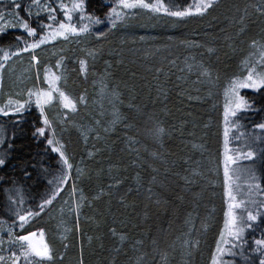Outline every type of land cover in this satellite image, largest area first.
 Segmentation results:
<instances>
[{
  "label": "trees",
  "instance_id": "obj_1",
  "mask_svg": "<svg viewBox=\"0 0 264 264\" xmlns=\"http://www.w3.org/2000/svg\"><path fill=\"white\" fill-rule=\"evenodd\" d=\"M18 2L26 7L31 0ZM163 2L170 11L194 4V0ZM84 3L85 15L104 22L116 0ZM11 6L12 2L0 0V11ZM261 9L264 1L257 6L255 0H217L202 15L164 13L162 20L147 9H134L132 22L99 40L90 38L88 50L97 53L92 65L100 79L119 94L120 121L101 136L99 156L93 158L87 157L89 150L79 131L70 128L61 134L73 169L60 194L41 211L54 190L49 181L62 167L58 153L47 144L51 129L43 124L44 116L34 102L22 113L0 114L5 134L0 154L6 160L0 166V222L14 225L17 235L43 231L53 249V260L44 264H80L81 260L83 264H163L165 257L173 255L171 247L182 244L183 234L193 245L185 251L177 248L174 256L187 252V264H208L226 206L219 172L222 91L230 77L243 74L239 66L244 53L264 34ZM37 11L32 8L33 13ZM20 15L29 19L23 8ZM58 16L62 18L59 12ZM41 22L49 23L46 13L30 20L43 35ZM73 22H78V16ZM17 36L32 41L24 30L8 29L0 34V48L15 44ZM190 59L210 72L207 82L211 88L206 90V85L196 84L182 71ZM91 72L84 79L76 66L67 84L75 93L86 92ZM241 96L251 107L238 115L240 131L261 136L253 148V162L264 188V130L256 127L264 123V89H245ZM42 127L43 136L37 133ZM82 161L85 167L78 176L76 169ZM74 176L86 199L84 207L80 203L79 224L74 214L65 220L68 233L62 239L59 226L64 219L58 216L59 208L71 192ZM28 211L38 214L21 228L17 212L25 215ZM259 212L260 218L248 233L249 246L244 252L248 264H259L264 258L255 251V241L264 239V210L259 208Z\"/></svg>",
  "mask_w": 264,
  "mask_h": 264
},
{
  "label": "rangeland",
  "instance_id": "obj_2",
  "mask_svg": "<svg viewBox=\"0 0 264 264\" xmlns=\"http://www.w3.org/2000/svg\"><path fill=\"white\" fill-rule=\"evenodd\" d=\"M65 1V0H63ZM217 0H214L216 2ZM257 6L264 1V0H255ZM4 3L12 2V0H3ZM46 2V0H41V3ZM59 2V0L57 1ZM73 0H66L65 3L71 5ZM35 8V7H34ZM38 8H35L37 10ZM138 10H141L138 8ZM148 10V9H147ZM258 10V8H257ZM7 12V11H6ZM148 13L154 17H157L156 20H162V16L166 17L164 14L165 12H152L148 10ZM136 16V12L134 9L127 10V16L123 21H118L117 26L115 28L111 27L110 22L106 19V21L100 24L94 25L92 30L89 33H83L79 36L69 37V39L65 40L63 38H58L55 41H51L47 44L41 45L39 49H36L34 54L39 59V64L36 65L31 62L32 52H27L26 54H20L18 57H12L10 61L7 62L6 66L2 70L3 82L0 84V106H4L7 99L11 96L13 99H27V90L36 88H43L45 90L48 89V83L44 79L45 69H49L51 72H54L56 75L61 76L62 79L57 82V86L60 88L61 91H64L68 94L73 101L76 102V111L72 112L70 109H64L62 104L59 101V97L57 94H54L55 99L53 100L52 104L45 106V115L48 117L50 121H52V127L56 129V138L62 141L61 134L67 131L70 128H74L79 131L82 135L83 141L87 146L89 152H87L88 158H93L98 155L100 151L98 148V142H100L101 136L112 129V126L117 124L120 121V107H119V94L114 92L112 88L108 86V84L101 80L99 77L98 69L95 68L92 64L97 60V53L93 55H89L91 52L88 50V40L90 38H94L95 40H99L104 38L109 32L116 30L121 25H127V23L132 22ZM159 16V17H158ZM76 16H74V19ZM11 19V17H9ZM98 27V28H97ZM18 29V28H14ZM22 30V29H21ZM99 33H104L105 35L99 36ZM28 37V36H27ZM30 38V37H28ZM256 47H253L251 44L252 49L248 52H245L246 58H250V54H255V58L259 56V48L261 45H264V34L260 36V39H256ZM63 57L64 60L59 68L55 67L57 60ZM71 58V59H70ZM84 60L86 61V71H81L79 61ZM189 60V59H188ZM76 66L79 68V74L85 79L87 75H89L91 69H93L94 73L91 72L92 79L91 83L88 85V89L86 92L84 91H74L72 85H68L67 81L70 76V71H74ZM240 72H242V63L240 62ZM6 69V71H5ZM181 69L189 73L193 79H195L196 84L198 85H206V90L211 85L208 84L211 74L207 71L205 74V70L202 63L195 60L190 59V62L185 63ZM97 72V74H95ZM183 74V73H181ZM243 75H246V72H243L242 75L239 77L242 79ZM233 76L226 82L224 85L222 96H221V115H220V127H221V140L219 142V172L222 173V185L225 190V199H226V206H225V213L228 211L229 203L232 201L226 195V184H225V177H224V130H225V120H224V105L226 103L225 99V89L228 87L229 82L233 79ZM195 85V83H194ZM211 88V87H210ZM242 90L240 89L239 94L241 95ZM253 90V89H250ZM89 91V93H88ZM17 93H22V95L18 96ZM83 96L85 99L84 101H80L79 97ZM35 98H33V101ZM35 103V102H34ZM237 117L230 118L228 123L229 128V148L230 149H239L240 152L246 154L249 150L255 152L253 148L257 146V144L261 141V136L257 134L250 133L248 134L247 131H240L242 124ZM61 121L63 123L61 124ZM235 123V127L233 124ZM48 128H46L47 130ZM52 132V131H51ZM60 133V134H59ZM4 131L0 127V140L3 141L4 139ZM239 137V140H237ZM255 138V139H254ZM258 147V146H257ZM91 153L92 155H89ZM231 155L236 156L237 153L235 151L230 152ZM99 156V155H98ZM1 157V154H0ZM244 159L239 158L237 159L236 164L230 166L231 169H235V172H231V184H232V191L233 195L236 196V202L241 200L248 201V209L256 214V211L261 208L264 210V207L258 206L264 202V188L262 185V181L260 179V175L256 171V164L253 162V159ZM84 161L80 163L79 169L81 170L80 173L84 170ZM215 170V169H214ZM254 173L257 179H252V174ZM79 176V174H78ZM77 180L76 176L71 181V186L75 185L77 188ZM251 184H259V189H253V194L249 197V185ZM237 185L239 187L237 188ZM80 190V189H78ZM80 194L79 191L75 195H72V187L71 192L68 193L61 202V208H59L58 216L64 219V222H60V238L64 239L66 234L68 233L67 223L65 220H69L70 218H74L75 221L79 224L81 218V207L77 211V204L82 203V207H84V202L80 201ZM72 198V199H71ZM250 201H255V204L251 203ZM262 213V212H260ZM238 214H240L238 212ZM246 216V213H242ZM226 216L224 217L225 222ZM224 222L222 224V228L220 233L224 230ZM255 222H253L254 224ZM27 223L24 224L26 226ZM252 224V225H253ZM20 226V223L18 224ZM9 230L12 231L13 237L19 236L16 233V228L9 222L2 221L0 222V239L3 240V244H0V255L5 257L9 256L10 252L9 249L12 251H17L18 249L12 246L9 243ZM250 228H246L245 232L242 236L240 241H230L228 245H221L222 248H226L231 252H234L235 255H225L222 257L224 264H240L238 260L242 262V264H248L249 259H244L246 256L244 254L246 247L249 246L248 240V233ZM220 233L218 236L217 241L220 238ZM39 236V233H37ZM182 244H177L176 246L171 247V251L173 255H169L165 257L163 260V264H187V256L188 253L182 254L180 251H185L191 247L189 245L190 241L188 239V235H182ZM227 239V237H226ZM187 241V243H185ZM232 244H239L240 247L232 248ZM216 245L210 255L208 264H211L212 256L216 253ZM180 249V253L177 254L178 250ZM175 252V253H174ZM218 255V254H217ZM20 264H26L23 257L21 258Z\"/></svg>",
  "mask_w": 264,
  "mask_h": 264
},
{
  "label": "snow or ice",
  "instance_id": "obj_3",
  "mask_svg": "<svg viewBox=\"0 0 264 264\" xmlns=\"http://www.w3.org/2000/svg\"><path fill=\"white\" fill-rule=\"evenodd\" d=\"M55 5V6H54ZM214 5V0H194V4L189 6L185 10L170 11L168 5H166L163 0H155V2H148V0H116L114 6L111 7L106 19L110 22L111 27L115 28L118 21H123L127 16V10L131 9H148L152 12H165L171 16L184 17L193 14H204L208 9L212 8ZM174 6V5H173ZM38 8L39 11L33 13L32 8ZM24 9L25 14L29 19H25L20 15V10ZM85 3L84 0H73L71 5L64 3L63 0H46V2L41 3V0H31V3L26 7L18 0H12V6L7 12L0 11V34H4L8 29H22L27 34L28 37L32 38L29 42L24 40L23 37L17 36L15 38L16 43L8 45L7 48H0V81H2V70L5 64L12 59V57H18L23 52H32L31 62L38 65L39 59L34 54L36 49H39L41 45L47 44L51 41H55L58 38H63L65 40L69 37L79 36L83 33H89L94 25L102 23L98 17L92 15H85ZM264 12V9H261ZM58 12L62 14V18L58 16ZM40 13H46V19L49 23H40V35L36 27H32L30 20L33 16L39 18ZM74 16H78V22L74 23ZM11 17V19H9ZM243 30V29H242ZM99 36L105 35L104 33H99ZM37 37H39L37 39ZM23 42V47L20 46ZM253 47H256V41L252 42ZM15 48V51L13 49ZM211 51V49L209 50ZM89 55L94 53L90 52ZM64 58L61 57L57 60L55 67L59 68L63 62ZM242 63V73L246 72L241 79L239 76L234 77L230 80L228 87L225 89V99L226 103L224 105V120H225V130H224V177L226 184V195L232 201L228 205V211L225 213L226 219L224 222V230L220 233V238L217 241L216 253L212 256L211 264H224L222 257L225 255H235L234 252L226 248H222L221 245H228L230 241H240L245 232L246 228H251L253 222H256L260 218L259 210L256 214H253L251 210L248 209V201L236 202L237 198L233 195L232 184H231V172H235V169H231L230 166L236 164L237 159H252L256 153L249 150L246 154L240 152L239 149L229 148V128L228 123L230 118L237 117V114L248 110L251 106L248 102L239 94L240 89H254L260 90L264 89V45L259 48V56L255 58V54H250V58H246ZM81 71H86V61L80 60ZM207 74V70H205ZM44 79L48 83V89L43 88L28 89L27 99H13L11 96L7 99L4 106H0V114L4 116H9L10 114L22 113L26 106H30L35 98V104L39 108L40 113L43 118V124L47 126L52 131V138L47 139V144L52 147V151L58 153L60 157V163L62 165L59 175L55 176L53 180L49 181L50 184L54 185V190L51 196L44 200L43 204L40 206V210H44L45 205H50L52 201L60 194L61 186L68 182L71 170L73 169V164L70 163V158L66 155L65 146L61 143L59 139L56 138V129L52 127V121L48 119L45 112V106L52 104L55 99L54 94H57L59 101L64 109H70L72 112L76 111V102L66 94L61 91L57 86L62 77L51 72L49 69H45ZM20 96L22 93H17ZM84 97L80 96L79 100L84 101ZM63 121H61V124ZM235 127V123L233 124ZM261 130H264V123L256 125ZM162 131V129L160 130ZM37 133L41 136L45 135V128L37 129ZM255 139V138H254ZM239 140V137H237ZM0 143H3L0 140ZM235 151L236 156L230 154V152ZM89 155H92L89 153ZM5 158L0 157V166L5 165ZM79 174L81 170L76 169ZM252 179H257L252 174ZM239 185H237V188ZM259 184L249 185L248 195L251 197L253 194V189H259ZM77 191L80 192V201L83 202L86 197L82 190H78L75 185L72 186V195H75ZM15 203V201H10ZM22 203L23 201H19ZM255 204V201H250ZM80 204H77V211L79 210ZM259 207H264V202H262ZM238 212L240 214H238ZM242 213H246V216ZM38 213H33L31 211L26 212L25 215H20L17 212V216L21 221L20 227L23 228L24 224L28 222L29 218ZM114 231V230H113ZM9 243L18 249L17 251H12L9 249V256L5 257L0 255V264H20L21 258L23 257L26 264H44L45 261L53 260V249L44 239V232L39 233V239L37 240L36 232H29L27 235H19L13 237L11 230L8 232ZM227 237V239H226ZM121 240L125 237L121 236ZM187 243V241L185 242ZM0 244H3V240L0 239ZM257 245L255 251L259 252L262 257H264V239H259L255 241ZM232 248L240 247L239 244H232ZM80 264H83L81 260ZM259 264H264V258L259 260Z\"/></svg>",
  "mask_w": 264,
  "mask_h": 264
},
{
  "label": "water",
  "instance_id": "obj_4",
  "mask_svg": "<svg viewBox=\"0 0 264 264\" xmlns=\"http://www.w3.org/2000/svg\"><path fill=\"white\" fill-rule=\"evenodd\" d=\"M36 233H37V232H36ZM26 235H27V234H26ZM36 239L38 240V239H39V237L37 236V237H36Z\"/></svg>",
  "mask_w": 264,
  "mask_h": 264
}]
</instances>
